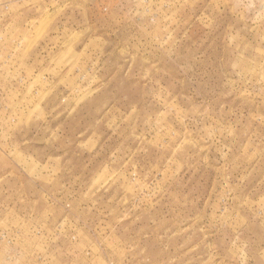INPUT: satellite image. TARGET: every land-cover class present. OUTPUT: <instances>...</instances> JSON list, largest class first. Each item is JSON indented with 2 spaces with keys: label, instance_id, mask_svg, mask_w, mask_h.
<instances>
[{
  "label": "rangeland",
  "instance_id": "1",
  "mask_svg": "<svg viewBox=\"0 0 264 264\" xmlns=\"http://www.w3.org/2000/svg\"><path fill=\"white\" fill-rule=\"evenodd\" d=\"M0 264H264V0H0Z\"/></svg>",
  "mask_w": 264,
  "mask_h": 264
}]
</instances>
